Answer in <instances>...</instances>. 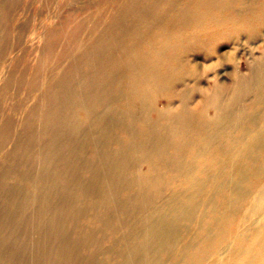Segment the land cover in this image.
Segmentation results:
<instances>
[{"label": "rangeland", "instance_id": "obj_1", "mask_svg": "<svg viewBox=\"0 0 264 264\" xmlns=\"http://www.w3.org/2000/svg\"><path fill=\"white\" fill-rule=\"evenodd\" d=\"M226 1L0 0V220L10 214V201H19L11 237L0 242V264L119 262L121 236L133 232L126 230L141 204L155 194L166 196L171 179L186 166V153L179 147L188 143V137L172 134L169 126L174 128L173 123L182 119L171 112L181 102L188 106L186 96L192 87L177 81L172 90L178 92L166 93L159 102L151 99L150 111L142 119L153 122L156 145L161 147L157 155L144 157L128 147L121 152L110 142H96L95 136L75 137L68 131L74 120H82L91 131L94 124L87 106L112 80L129 78L137 68L133 62L140 61L133 54L143 50L160 28L166 26L171 39L181 40L176 37L177 14L207 9L211 13L205 14L203 24L214 28L215 2ZM219 40L199 36L189 48L181 40L183 73L193 68L200 75L236 78L231 102L251 97L247 89L255 73L248 72L253 62L262 63V42L248 40L245 34L235 37L233 43L249 48L260 44L253 59L240 48L231 51L230 43L218 46ZM216 52L224 58L217 68ZM233 69L239 71L237 76L229 73ZM207 86H214L212 78ZM223 95L226 99L229 94ZM141 125L137 121L134 128L139 143H144L148 133ZM115 135L124 138L122 133ZM101 148L108 154L121 152L112 159L119 160L124 171L109 166L121 176L113 177V170L105 173L108 167L96 164ZM131 253L143 256L140 248Z\"/></svg>", "mask_w": 264, "mask_h": 264}, {"label": "bare ground", "instance_id": "obj_2", "mask_svg": "<svg viewBox=\"0 0 264 264\" xmlns=\"http://www.w3.org/2000/svg\"><path fill=\"white\" fill-rule=\"evenodd\" d=\"M215 4L214 28L203 24L205 14L211 13L207 9L187 11L177 14L180 31L176 37L180 35L186 48L195 45L193 40L199 36L214 37L220 39L218 46L230 43L231 51L240 48L254 59L260 44L249 48L233 42L236 36L245 34L248 40L258 38L264 46V0H227ZM160 29L153 37L150 35L152 42L145 41V48L133 54L140 61L133 62L137 68L129 78L112 80L101 96L87 106L88 117L94 124L91 131L82 120H74L68 131L75 137L95 136L96 142L98 139L110 142L121 152L128 147L144 157L159 154L161 147L156 145L153 122L142 119L150 111L151 99L159 102L166 93L178 92L172 90L177 81L192 87L191 95L186 96L188 106L181 102L171 112L182 119L173 123L174 128L169 126L170 132L188 137V143L179 147L186 153V166L173 176L166 196L155 194V198L141 204L135 214L138 217L126 230L128 234L132 228L133 234L121 236L120 260L112 264H264V49L259 57L262 63L253 62L248 72L255 73L247 89L251 97L231 102V94L236 93V78L222 80L217 72L211 75L214 77L200 75L193 68L191 73H183L184 65L178 55L183 42L171 39L166 26ZM185 56L183 62H187ZM215 57L217 68L224 58L217 52ZM229 73L237 76L239 71L233 69ZM211 78L213 87L207 86ZM161 87H165L163 92ZM225 91L229 94L226 99ZM125 101L131 113L122 107ZM137 121L142 122L148 133L144 143L138 141L134 128ZM115 132L122 133L124 138ZM100 150L102 155L97 156L100 160L96 164L108 167L105 173L113 170V177L121 176L124 166L112 159L118 152L108 154L105 148ZM111 164L122 170L115 172L113 166L109 167ZM13 201L10 214L0 220V242L7 241L13 232L14 213L19 206V201ZM133 248L142 249L143 256L135 257L131 253ZM98 264H103V260Z\"/></svg>", "mask_w": 264, "mask_h": 264}]
</instances>
